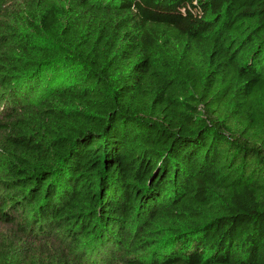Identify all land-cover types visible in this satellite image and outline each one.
<instances>
[{
    "label": "trees",
    "instance_id": "16d2710c",
    "mask_svg": "<svg viewBox=\"0 0 264 264\" xmlns=\"http://www.w3.org/2000/svg\"><path fill=\"white\" fill-rule=\"evenodd\" d=\"M0 264H264V0H0Z\"/></svg>",
    "mask_w": 264,
    "mask_h": 264
}]
</instances>
